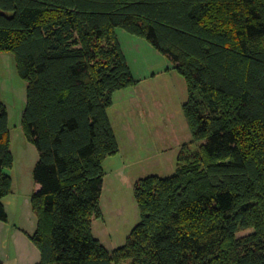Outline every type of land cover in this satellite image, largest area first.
Listing matches in <instances>:
<instances>
[{
  "label": "trees",
  "instance_id": "trees-1",
  "mask_svg": "<svg viewBox=\"0 0 264 264\" xmlns=\"http://www.w3.org/2000/svg\"><path fill=\"white\" fill-rule=\"evenodd\" d=\"M119 30L184 77L198 150L184 146L174 175L136 184L141 222L110 252L93 232L103 165L119 152L108 111L138 83ZM1 52L28 83L22 126L39 151L31 239L43 264H264V0H0ZM13 164L0 102L5 222Z\"/></svg>",
  "mask_w": 264,
  "mask_h": 264
},
{
  "label": "rangeland",
  "instance_id": "rangeland-1",
  "mask_svg": "<svg viewBox=\"0 0 264 264\" xmlns=\"http://www.w3.org/2000/svg\"><path fill=\"white\" fill-rule=\"evenodd\" d=\"M119 41L138 83L113 97L111 117L119 143L118 154L104 162L106 173L101 207L103 217L94 223V236L110 251L124 246L141 213L136 184L149 176L170 177L178 169L184 146L198 150L184 106L187 83L174 63L145 38L119 30ZM170 68V69H169ZM28 83L18 73L11 52L0 53V102L9 115L12 192L4 199L8 221H0V261L4 264H43L31 237L38 228L32 195L39 187L34 171L39 161L36 144L22 126Z\"/></svg>",
  "mask_w": 264,
  "mask_h": 264
},
{
  "label": "crops",
  "instance_id": "crops-1",
  "mask_svg": "<svg viewBox=\"0 0 264 264\" xmlns=\"http://www.w3.org/2000/svg\"><path fill=\"white\" fill-rule=\"evenodd\" d=\"M3 228H4L3 225H1V223H0V231H1ZM0 262H2V261H0ZM2 264H4V262H2Z\"/></svg>",
  "mask_w": 264,
  "mask_h": 264
}]
</instances>
